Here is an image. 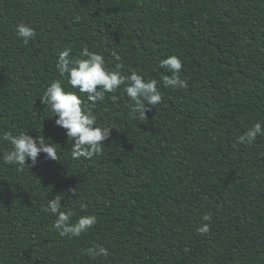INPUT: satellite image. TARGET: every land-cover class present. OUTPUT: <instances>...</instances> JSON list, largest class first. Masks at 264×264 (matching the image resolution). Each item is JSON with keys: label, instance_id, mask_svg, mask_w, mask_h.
<instances>
[{"label": "trees", "instance_id": "1", "mask_svg": "<svg viewBox=\"0 0 264 264\" xmlns=\"http://www.w3.org/2000/svg\"><path fill=\"white\" fill-rule=\"evenodd\" d=\"M20 23L36 31L27 44ZM64 48L155 79L162 95L139 121L123 85L95 105L84 94L97 123L112 125L91 159L71 157L72 138L41 103L58 79L80 95L56 69ZM171 55L183 89L163 85ZM257 122L264 0H0V132L43 135L60 158L41 154L22 172L0 159V264H264V136L238 143ZM10 147L0 141V156ZM56 195L73 222L97 223L61 237L43 211ZM93 245L109 255L90 258Z\"/></svg>", "mask_w": 264, "mask_h": 264}, {"label": "clouds", "instance_id": "2", "mask_svg": "<svg viewBox=\"0 0 264 264\" xmlns=\"http://www.w3.org/2000/svg\"><path fill=\"white\" fill-rule=\"evenodd\" d=\"M16 33L18 37L23 38L25 44L36 37L35 29L24 23L16 26ZM71 52V48L60 51L55 66L60 76H67V83L72 89L78 90L80 95L77 91L66 90L63 81L58 79L46 87L40 98L41 103L48 106L53 113L52 116L56 117L55 125L65 129L67 137L72 138L71 157L74 160L91 159L102 154L103 142L109 139L112 125L97 123L95 114L84 102V94L87 101L95 105L96 102L103 101L107 93H113L123 85L124 92L131 102L130 116L139 121L147 119L146 105H158L162 102V95L155 79H146L136 72L126 76L120 71L121 64L116 65V70H111L107 67L103 55L90 52L87 48H84L79 56H73ZM160 67L168 69L171 73L163 78L165 87L172 89L187 87L186 81L179 75L182 61L178 56L171 55L162 59ZM258 135L264 136V124L261 122L255 123L240 135L238 143L251 145ZM0 141L11 146L3 152L0 159L5 164L15 165L19 172L24 171L25 166L28 168L35 166L41 154L45 159L60 160L56 143L49 142L40 134L33 137L27 132L13 134L12 131H3L0 132ZM27 161L31 163L28 164ZM61 200V196L56 195L53 199H48L46 207L43 208L45 213L55 217L53 227L61 237L66 236L69 239L79 237L97 223L95 215H81L73 222L74 212L61 210L63 205ZM211 219V214L203 216L204 221ZM198 231L201 234L208 233L209 225L203 224ZM85 252L93 259L109 255V250L102 245L88 247Z\"/></svg>", "mask_w": 264, "mask_h": 264}]
</instances>
